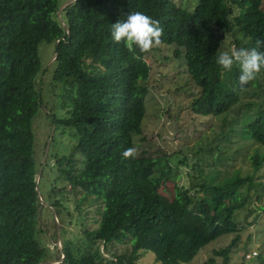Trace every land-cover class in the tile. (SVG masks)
I'll list each match as a JSON object with an SVG mask.
<instances>
[{
    "label": "trees",
    "instance_id": "trees-1",
    "mask_svg": "<svg viewBox=\"0 0 264 264\" xmlns=\"http://www.w3.org/2000/svg\"><path fill=\"white\" fill-rule=\"evenodd\" d=\"M193 2L188 10L174 0H76L61 14L68 35L58 20L59 0H0V264L52 260L37 240L42 164L34 132L48 82L54 103L46 116L55 128L48 154L58 133L75 137L70 154L48 155L44 165L57 169L61 185L47 196L61 225V264H138L146 252L157 264H190L209 244L237 234L215 252L229 263L242 230L237 214L264 191L254 179L264 165V71L242 90L239 69L226 72L216 60L228 35L237 49L264 41V0ZM136 11L159 21L162 46L175 47L187 63L199 89L192 112L221 123L191 159L122 157L143 134L151 67L148 54L113 42L111 27ZM43 44L57 54L48 67ZM241 154L252 173L236 168ZM181 165L188 172L179 185ZM71 198L77 217L66 206ZM90 213L94 229L84 220ZM78 225L83 232L71 230ZM117 244L126 252H112ZM257 260L264 264L263 255Z\"/></svg>",
    "mask_w": 264,
    "mask_h": 264
},
{
    "label": "rangeland",
    "instance_id": "rangeland-1",
    "mask_svg": "<svg viewBox=\"0 0 264 264\" xmlns=\"http://www.w3.org/2000/svg\"><path fill=\"white\" fill-rule=\"evenodd\" d=\"M67 1L69 0H59L60 7ZM174 2L188 10H192L195 6L193 0H174ZM233 44V37L228 35L223 44L222 52H230L232 48H235ZM175 51L176 48L173 46H161L146 56V60L151 67V75L148 80L150 91L146 98V115L142 124L143 134L141 136H135L134 138L138 157L145 154L147 157L159 158L163 157L165 153L168 155L167 157L173 154H179L178 158L182 160L185 156L191 159L193 158V152L200 145L206 143L208 138H213L215 132H220L221 123L219 120L212 117L197 116L192 112L191 106L194 98L199 95V89L195 86L188 74L187 63L183 59H178ZM54 52V45L43 44L40 46V57L42 62L46 64V67L50 65L54 57ZM53 100L52 89L48 82L44 90V114L42 112L34 122L37 153L39 156L38 161L41 164L48 142H51L55 134L54 126L46 116L49 114V107L53 106ZM56 114L58 116L62 114L66 115L61 110L57 111ZM74 145L75 137L72 133L69 131H66L64 134L58 133L51 146L50 155L48 154L49 158L53 155L62 157L70 154ZM225 146L227 144H224ZM236 149L237 146L233 147L232 152H235ZM247 149L242 150V153ZM228 153L230 154V151ZM253 153V151H250V154ZM241 158L242 154L236 156V168H242L244 172L252 173L250 162H244ZM54 162L55 159H51L50 163L54 164ZM180 172L182 178L176 182L182 185L187 182L185 177L188 168L181 165ZM40 177L39 189L42 200L50 204L47 198L48 193L51 192L54 186H61L60 184L55 185V179L58 177L57 169L50 171L48 167L44 166ZM254 179L256 183L264 185V165L254 175ZM173 188L174 183L170 184L165 191L171 194ZM261 195L262 199L259 201L253 196L254 199L250 204L248 203L245 209L237 214L236 219L241 225L239 228H242V230L238 232L240 238L239 243L230 254L228 264H259L257 257L260 255L264 256V191L262 189ZM70 202L66 206L72 212V215L77 217L78 214L72 198ZM55 214L51 208L45 206L40 208L37 240L40 246L48 251L49 257L52 259L51 261H60L63 258L59 247L62 245V235L60 238L58 237V226L54 217ZM64 215L66 218L65 222H67L68 216L66 213ZM84 220L89 224H87L88 228L94 229L97 227L94 213L85 214ZM62 226L66 227L65 224H62ZM71 230L74 232L76 230L79 233L83 232L79 225L73 227ZM74 234L69 232L66 234V237L74 239ZM236 235H227L209 244L200 251L190 264H225L224 258L216 256L215 252L226 248ZM111 250L112 252L121 254L126 252L127 246L117 244ZM211 259H213V263L209 262ZM58 264L61 263L59 262ZM138 264L157 263L154 254L146 252Z\"/></svg>",
    "mask_w": 264,
    "mask_h": 264
},
{
    "label": "clouds",
    "instance_id": "clouds-1",
    "mask_svg": "<svg viewBox=\"0 0 264 264\" xmlns=\"http://www.w3.org/2000/svg\"><path fill=\"white\" fill-rule=\"evenodd\" d=\"M163 34L164 29L159 21L140 11L132 12L125 20H119L111 27L113 42L122 43L129 52L138 49L142 54H151L161 47ZM261 47H264V41H257V46L251 49L232 48L230 52H221L216 63L226 72L238 68L239 86L243 90L264 71V51L259 50ZM136 156L135 147H129L122 153L126 160L135 159Z\"/></svg>",
    "mask_w": 264,
    "mask_h": 264
},
{
    "label": "water",
    "instance_id": "water-1",
    "mask_svg": "<svg viewBox=\"0 0 264 264\" xmlns=\"http://www.w3.org/2000/svg\"><path fill=\"white\" fill-rule=\"evenodd\" d=\"M76 0H69L67 1L64 5H62L57 13V16H58V20L59 22L61 23V25L67 30L68 32V35H70V31L68 29V26L67 24L64 22V20L62 19L61 17V14L63 12V10H65L68 6H70L72 3H74ZM57 58V54L54 55V57L52 58L51 62H50V65L55 61V59ZM49 65V66H50ZM49 145H50V141L48 142V146H47V149L45 151V156L43 158V161H42V166L41 168L39 169V172H38V175L36 177V184L38 185L39 184V181H40V176H41V173L43 171V168H44V165L46 163V160H47V157H48V152H49ZM37 193H38V197L40 199V202L43 206L47 207V208H51L53 211H54V214H55V209L53 207H51L49 204L45 203L43 200H42V197H41V194H40V190L37 188ZM55 220H56V223H57V226H58V237L60 238L61 237V227H60V224H59V221H58V218L55 214ZM60 247V251L61 253H63V247L62 245L59 246ZM64 260V256L62 258V260L60 261H46V262H43V263H40V264H58L59 262L62 263V261Z\"/></svg>",
    "mask_w": 264,
    "mask_h": 264
}]
</instances>
